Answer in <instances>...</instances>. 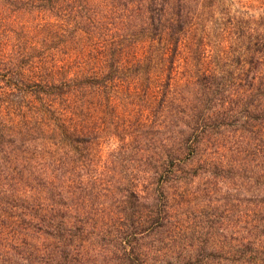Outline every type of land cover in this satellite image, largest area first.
I'll return each mask as SVG.
<instances>
[{
	"label": "trees",
	"instance_id": "trees-1",
	"mask_svg": "<svg viewBox=\"0 0 264 264\" xmlns=\"http://www.w3.org/2000/svg\"><path fill=\"white\" fill-rule=\"evenodd\" d=\"M197 185L233 216L212 244L179 232ZM92 231L141 264H264V0H0V264H70Z\"/></svg>",
	"mask_w": 264,
	"mask_h": 264
},
{
	"label": "rangeland",
	"instance_id": "rangeland-1",
	"mask_svg": "<svg viewBox=\"0 0 264 264\" xmlns=\"http://www.w3.org/2000/svg\"><path fill=\"white\" fill-rule=\"evenodd\" d=\"M244 1L251 3L258 0ZM220 192L221 195L216 196L209 193L204 185L189 187L186 197L178 198L177 201V206L183 207L181 214L177 217L179 220L177 223H180V227H182L179 232L191 236L200 230L201 235L208 233L207 236L210 238L211 244L221 239L220 233L223 231L221 224L223 222L226 224L225 226H229L227 230L231 232L230 226L232 223L230 221L233 220V216L230 211L221 216L224 211L220 199L225 202L223 200L225 195L224 191ZM123 208L122 201L116 197L104 204L94 205L89 214H92L91 217L94 219L96 217H113L117 220L118 217L121 218ZM103 239L98 237L94 231L77 235L73 241L71 254L73 258L71 257L70 264H141L136 259H128L125 249H122L119 242L113 246L105 238ZM134 246H136V243ZM136 252L138 251L136 250ZM0 261L3 262L1 259ZM58 264H66L62 260V256L59 257Z\"/></svg>",
	"mask_w": 264,
	"mask_h": 264
}]
</instances>
